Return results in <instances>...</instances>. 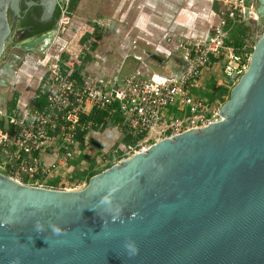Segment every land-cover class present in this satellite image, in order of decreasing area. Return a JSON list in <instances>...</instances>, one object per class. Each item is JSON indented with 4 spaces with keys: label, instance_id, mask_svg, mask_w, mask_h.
I'll return each mask as SVG.
<instances>
[{
    "label": "water",
    "instance_id": "1",
    "mask_svg": "<svg viewBox=\"0 0 264 264\" xmlns=\"http://www.w3.org/2000/svg\"><path fill=\"white\" fill-rule=\"evenodd\" d=\"M56 1L0 0V57L7 9L46 27ZM219 114L80 190L0 173V264H264V32Z\"/></svg>",
    "mask_w": 264,
    "mask_h": 264
},
{
    "label": "built area",
    "instance_id": "2",
    "mask_svg": "<svg viewBox=\"0 0 264 264\" xmlns=\"http://www.w3.org/2000/svg\"><path fill=\"white\" fill-rule=\"evenodd\" d=\"M242 3V0H235L226 16L241 17L235 12H239ZM247 14L249 19H257L255 12ZM223 25L221 21L219 27L212 28L211 35H200L196 42L180 44V68L166 76L145 77L135 71L120 79L86 78L77 70V61L63 59L59 54L42 72L34 98L22 110L16 104L4 119L5 127L0 130V155L4 165L0 173L31 187L75 191V187H68L75 170L72 162L85 154L77 137L86 132V147L91 122L82 119L95 109L109 115L118 112L135 136H147L157 130L159 141L202 130L221 121L222 103L194 96L191 89L197 87L203 71L212 64L211 58L224 57L222 74L233 86L246 72L251 53L247 52V46L240 53L227 46ZM39 98H42V105L33 106L32 102ZM171 108L181 109L182 113L169 114ZM55 144H58L56 152ZM148 148L129 145L120 149L128 159ZM41 154L52 160L42 159ZM53 181L57 183L55 186L50 184Z\"/></svg>",
    "mask_w": 264,
    "mask_h": 264
},
{
    "label": "rangeland",
    "instance_id": "3",
    "mask_svg": "<svg viewBox=\"0 0 264 264\" xmlns=\"http://www.w3.org/2000/svg\"><path fill=\"white\" fill-rule=\"evenodd\" d=\"M221 1L78 0L73 8L66 6L65 1L57 25L49 36L19 43V35L15 33L14 37L8 40L7 50L0 58V120L5 122L4 119L15 96L19 110L24 109V106L34 98L42 72L59 54L67 57H62L63 59L71 58L80 62L81 73L86 78L97 76L120 79L135 71H140L145 77L152 74L164 76L173 74L180 68V44L196 42L201 38L200 34L211 35L212 28L219 27L221 21H224L223 26L226 27V13L232 8L231 4L235 0H225L226 3ZM242 1L241 7H238L239 12H235V15L240 14L241 17L231 19L243 26L246 45L253 52L264 32V17L260 18L256 14V20L249 19L248 12L257 13L255 7L251 6L255 1ZM181 10L209 14L203 19L200 16L198 28L203 27L200 32L182 29L181 32L172 35L158 30L159 27L164 29L169 27ZM231 29L232 25L227 31L224 30L225 41ZM86 34L89 38L85 44H81L80 41ZM93 45L95 47L91 49ZM223 61L224 57L220 56L203 71L197 87L191 89L193 95L201 94L203 97V94L209 91L211 80L215 78V86L227 90L224 96L226 95L225 100H228L233 85L227 82L222 74ZM127 131V127L125 130L123 127H115L89 132L84 153L94 161L93 171L102 172L125 159L115 150L118 145L123 144L121 140ZM157 132L156 130L149 133L138 141L137 145L148 148L159 142ZM91 140L98 142L101 147L93 146ZM53 148H58V144ZM43 156L44 154H41V158L46 161L52 160ZM3 165L0 155L1 173ZM89 165V162L82 163L80 169H87ZM85 186V181L68 184V187H75V190L83 189Z\"/></svg>",
    "mask_w": 264,
    "mask_h": 264
},
{
    "label": "trees",
    "instance_id": "4",
    "mask_svg": "<svg viewBox=\"0 0 264 264\" xmlns=\"http://www.w3.org/2000/svg\"><path fill=\"white\" fill-rule=\"evenodd\" d=\"M78 0H69V7L73 8ZM227 18V24L226 27L224 28L225 31L229 29V27L232 25V29L228 32V38L225 41V44L227 46H231L235 49L237 52H242L243 48L246 45V34H245V29L243 26L240 24H237L235 21H232L231 18L226 16ZM234 25V26H233ZM89 35H84L80 41L81 44H85L86 41L88 40ZM94 45L91 46V49H94ZM247 52L252 53V49L247 48ZM63 58H67L65 55H62ZM211 62L215 63L216 60L214 58H211ZM76 68L78 71L82 70V64L80 62H76ZM78 77V76H77ZM216 79H212L208 88V92H205L203 94V97L200 96L201 94H194V96L200 97L201 99H205L209 102H214L218 100L221 103H224L225 97L224 93L227 92V90L223 87H216ZM211 90V92H210ZM43 101L42 98H39L37 100H34L32 102L33 106L40 107L42 105ZM16 106V96L13 99V102L8 109V114L10 115L12 111L14 110ZM169 114H173L175 116H178V114L182 113L181 109H176V108H171L168 112ZM82 121H90L91 122V131H103L105 129H110V128H115V127H123L124 130L127 127L122 116L118 112H114L113 114H108L106 111H99V110H92L91 113L82 119ZM5 127V122L0 120V130L4 129ZM128 129V128H127ZM86 133V132H85ZM85 133H80L78 134V140L81 142L80 149L81 151H84L85 145H84V136ZM145 136H135L133 135L129 130L126 132L124 138L121 140L123 141V144H120L117 146L115 152L119 155L122 156V151L121 147L123 146H135L137 145L138 141L142 140ZM89 162L90 165L87 169H80V165L82 163ZM72 165L74 166L75 170L72 174L71 181H85L86 184L90 180L91 177L101 173V171H93V165L94 161H91L88 156L85 154H81L75 161L72 162ZM23 183H27L26 181H23ZM52 186H55L57 183L55 181L50 182Z\"/></svg>",
    "mask_w": 264,
    "mask_h": 264
},
{
    "label": "flooded vegetation",
    "instance_id": "5",
    "mask_svg": "<svg viewBox=\"0 0 264 264\" xmlns=\"http://www.w3.org/2000/svg\"><path fill=\"white\" fill-rule=\"evenodd\" d=\"M30 1H32L34 3H40L41 2V0H30ZM65 1H66V6H67L69 3V0H59V1L57 0L56 1V6H55V9H54L53 14H52L51 25L46 26V27H38V26H35L32 24H28V23L24 22L23 20H21L19 17H17L12 11L7 9L6 20H7L8 27H9V35L6 38V43H5L4 49L2 51L1 57L3 56L5 51L7 50L8 40L13 38L15 33H18V35H19L18 36V38L20 39L19 43L26 42L27 40H30V39H38L40 37L45 38V37L49 36L51 34V32L54 31V29L57 25V22H58L59 17H60V12H62V8L65 5ZM254 1H255L254 4H252L251 6L255 7V10H257L260 6L263 7V5L261 4V2L259 0H254ZM16 102H17V100H16Z\"/></svg>",
    "mask_w": 264,
    "mask_h": 264
},
{
    "label": "crops",
    "instance_id": "6",
    "mask_svg": "<svg viewBox=\"0 0 264 264\" xmlns=\"http://www.w3.org/2000/svg\"><path fill=\"white\" fill-rule=\"evenodd\" d=\"M203 1L206 2L207 0H203ZM189 5H192V4H189ZM200 16L203 19V18L209 16V14H206V13H203V12L197 13V12H194V11L190 12V11H187V10H181L176 15L175 20H173V22H171L169 24V27H167L165 29L159 27L158 30H160L164 34L169 32L172 35L175 34V33L181 32L182 29H186L187 31L197 32L198 33L203 28V27L202 28H198V26L200 25V21H201L200 20L201 19ZM169 17H171V16H169ZM186 17H187V19H184Z\"/></svg>",
    "mask_w": 264,
    "mask_h": 264
}]
</instances>
